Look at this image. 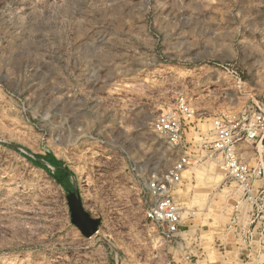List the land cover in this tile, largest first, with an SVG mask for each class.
<instances>
[{"label": "rangeland", "instance_id": "1", "mask_svg": "<svg viewBox=\"0 0 264 264\" xmlns=\"http://www.w3.org/2000/svg\"><path fill=\"white\" fill-rule=\"evenodd\" d=\"M259 115L264 0H0V264H241L217 242L244 233L248 205L211 145L217 121ZM253 143H237L250 165ZM167 193L184 247L147 218ZM69 194L100 220L93 236Z\"/></svg>", "mask_w": 264, "mask_h": 264}, {"label": "built area", "instance_id": "2", "mask_svg": "<svg viewBox=\"0 0 264 264\" xmlns=\"http://www.w3.org/2000/svg\"><path fill=\"white\" fill-rule=\"evenodd\" d=\"M179 125V119L174 115H163L158 118L155 126L158 131L173 135L172 140H175L178 136ZM215 125L216 139L211 149L214 154H217L225 170L226 179L236 183L242 193L241 199L236 203L237 207L239 208L242 201L248 205L249 229L247 234L252 235L257 226L264 230V188L257 183L264 178V116L259 115L248 123L244 121L242 124L241 122L226 124L224 121H217ZM243 138L256 144L255 159L252 165L246 162L244 153L241 151L242 147L237 145L238 141ZM186 165L187 158L185 157L174 165V173L171 177L173 182L182 179ZM147 218L159 228L164 239L176 242L183 226V211L173 196L167 193L160 197L148 209Z\"/></svg>", "mask_w": 264, "mask_h": 264}, {"label": "crops", "instance_id": "3", "mask_svg": "<svg viewBox=\"0 0 264 264\" xmlns=\"http://www.w3.org/2000/svg\"><path fill=\"white\" fill-rule=\"evenodd\" d=\"M244 206V205H243ZM247 207L241 206V210H240V215H242L241 213H243V216L241 217L242 219H245L247 223L245 225H243V223H241L239 225L238 228H240V226H245L247 227L249 225V214L247 212L248 208ZM245 216V217H244ZM242 228L243 232H239L238 236L234 237V239L227 241L226 240H221L220 242H217L218 245H223V247H230V253H243L242 256V263L241 264H259L257 259L254 258L253 255H255V253H264V235H258L255 234V232L252 235H248L247 234V230L249 229V226L246 230V228ZM251 229V227H250ZM241 231V230H240ZM182 230L180 232V234L178 235L176 242L177 244L180 242V244L184 247L186 246V240H183V235H182ZM182 239V240H179ZM211 249L209 247H207L206 249H204L203 247H201V245L199 244V247H193L190 250H188L189 253H209Z\"/></svg>", "mask_w": 264, "mask_h": 264}, {"label": "water", "instance_id": "4", "mask_svg": "<svg viewBox=\"0 0 264 264\" xmlns=\"http://www.w3.org/2000/svg\"><path fill=\"white\" fill-rule=\"evenodd\" d=\"M68 201L72 215V222L81 230L83 235L86 237L93 236L98 230L100 220L91 217L90 214L85 211L80 196L69 194Z\"/></svg>", "mask_w": 264, "mask_h": 264}, {"label": "trees", "instance_id": "5", "mask_svg": "<svg viewBox=\"0 0 264 264\" xmlns=\"http://www.w3.org/2000/svg\"><path fill=\"white\" fill-rule=\"evenodd\" d=\"M51 162H52L54 165L58 166L59 170H60V168H62V167L60 166V161H58V160H56V159H53V160H51ZM55 176H56V175H55ZM56 177H57V180L62 184V180H61L58 176H56Z\"/></svg>", "mask_w": 264, "mask_h": 264}]
</instances>
